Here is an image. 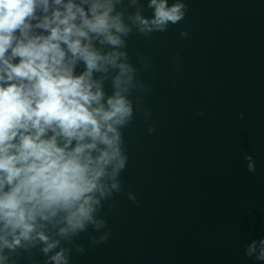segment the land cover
Returning <instances> with one entry per match:
<instances>
[{
    "label": "clouds",
    "instance_id": "clouds-1",
    "mask_svg": "<svg viewBox=\"0 0 264 264\" xmlns=\"http://www.w3.org/2000/svg\"><path fill=\"white\" fill-rule=\"evenodd\" d=\"M146 7L151 16L141 0H0V264L34 249L44 264H70L73 247L85 251L76 237L106 225L96 217L122 188V130L136 112L151 115L140 95L134 107L133 92L150 89L130 61L128 38L163 33L188 8L184 0ZM245 159L255 172L253 157ZM256 252L253 240L245 254ZM256 259L264 261V239Z\"/></svg>",
    "mask_w": 264,
    "mask_h": 264
},
{
    "label": "water",
    "instance_id": "water-1",
    "mask_svg": "<svg viewBox=\"0 0 264 264\" xmlns=\"http://www.w3.org/2000/svg\"><path fill=\"white\" fill-rule=\"evenodd\" d=\"M147 2L148 0H141L145 6L144 14L151 16V9L146 7ZM172 2L173 0H169V4ZM184 2L188 6L187 14L177 25H170L163 33H154L150 39L135 32L128 38L130 61L139 69L138 79L150 90L172 79L264 20V0ZM181 31L188 32V36L181 37ZM141 56L151 62L150 69L142 67L139 60ZM105 90L111 93L110 82H106ZM137 95L143 94L133 92V100Z\"/></svg>",
    "mask_w": 264,
    "mask_h": 264
}]
</instances>
